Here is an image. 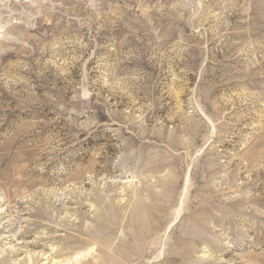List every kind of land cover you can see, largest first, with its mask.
<instances>
[{
	"label": "rangeland",
	"instance_id": "obj_1",
	"mask_svg": "<svg viewBox=\"0 0 264 264\" xmlns=\"http://www.w3.org/2000/svg\"><path fill=\"white\" fill-rule=\"evenodd\" d=\"M1 3L0 264H264V0Z\"/></svg>",
	"mask_w": 264,
	"mask_h": 264
},
{
	"label": "bare ground",
	"instance_id": "obj_2",
	"mask_svg": "<svg viewBox=\"0 0 264 264\" xmlns=\"http://www.w3.org/2000/svg\"><path fill=\"white\" fill-rule=\"evenodd\" d=\"M8 1H9V0H8ZM1 2H2V0H0V5H1V6L4 5V4H2ZM6 2H7V1H6ZM14 2H15V1H14ZM7 3H8V2H7ZM9 3H10V2H9ZM10 5H11V4H10ZM10 5H9V6H10ZM33 7H36V6H35V3H34V5L32 6V8H33ZM7 8H8V7H7ZM36 9H37V8H36ZM5 10H6V9H5ZM5 10H4V11H5ZM4 11L2 10V8H0V33L2 32L1 29L3 28V25H1V24H2V23H1V19H3L2 17L5 16V12H4ZM37 13H38V11H37ZM37 13H36V14H37ZM4 18H5V17H4ZM35 19H37V18H35ZM32 23H34V22H32ZM37 23H38V22H37ZM15 26H16V25H15ZM15 26H14V27H15ZM36 26H37V25L34 24V25L32 26V29H34ZM11 28H12V27H11ZM0 41H1V40H0ZM2 41H3V40H2ZM28 232H31V231H28ZM67 258H68V257H67ZM70 259H71V258H68L67 260L70 261ZM19 264H22V263H19Z\"/></svg>",
	"mask_w": 264,
	"mask_h": 264
}]
</instances>
